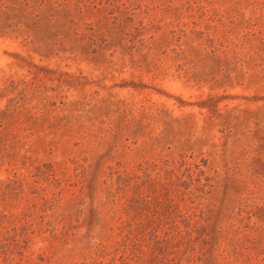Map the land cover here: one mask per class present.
Returning a JSON list of instances; mask_svg holds the SVG:
<instances>
[{
	"label": "rangeland",
	"instance_id": "obj_1",
	"mask_svg": "<svg viewBox=\"0 0 264 264\" xmlns=\"http://www.w3.org/2000/svg\"><path fill=\"white\" fill-rule=\"evenodd\" d=\"M0 264H264V0H0Z\"/></svg>",
	"mask_w": 264,
	"mask_h": 264
}]
</instances>
